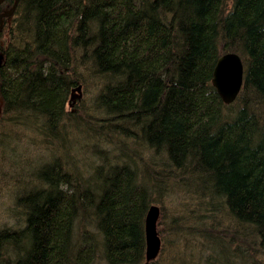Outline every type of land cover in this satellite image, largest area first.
Segmentation results:
<instances>
[{"label":"trees","instance_id":"1","mask_svg":"<svg viewBox=\"0 0 264 264\" xmlns=\"http://www.w3.org/2000/svg\"><path fill=\"white\" fill-rule=\"evenodd\" d=\"M16 3L0 31L16 169L0 264H264V0ZM229 52L243 74L224 104L210 79ZM88 76L93 100L75 102ZM151 203L161 247L145 262Z\"/></svg>","mask_w":264,"mask_h":264},{"label":"water","instance_id":"2","mask_svg":"<svg viewBox=\"0 0 264 264\" xmlns=\"http://www.w3.org/2000/svg\"><path fill=\"white\" fill-rule=\"evenodd\" d=\"M1 1V0H0ZM17 0L13 1V5L7 12L0 14V18L7 16L14 10ZM0 23V29H1ZM1 57V54H0ZM212 76L210 83L218 94L220 100L224 104H230L237 96L241 87L242 80V62L239 60L237 54L233 52L224 53L216 59V63L212 69ZM145 214L144 229H145V262L155 258L161 247V239L159 237L157 224L159 221L160 207L151 203L148 206Z\"/></svg>","mask_w":264,"mask_h":264},{"label":"rangeland","instance_id":"3","mask_svg":"<svg viewBox=\"0 0 264 264\" xmlns=\"http://www.w3.org/2000/svg\"><path fill=\"white\" fill-rule=\"evenodd\" d=\"M88 81H86L85 83H83L79 88L77 87H73V90L71 91V98L72 100H74L75 102L78 101L79 99H84L86 104L89 105L91 103V101L93 100L92 99V95L93 93L95 92V80L94 78H92L91 80V77L88 76L86 78ZM1 99H0V109H1ZM67 109L70 107V104L67 103ZM14 144H18L20 146V150L23 148V143L20 141V142H14ZM34 148V147H33ZM38 148V147H37ZM40 153H44V155L46 154V152H43V149L40 148ZM34 152H37V151H34ZM86 152V151H85ZM7 155L9 154L8 151L6 153ZM2 153H1V150H0V169H3L2 171H6V172H10L11 173H15L16 172V169H12L10 168V163H9V158L7 160L6 156L2 157ZM84 157H89L88 155H83ZM3 159H6V161H3ZM4 172H1L0 173V226L1 225H14V218L13 216H11V213L7 211V209L11 210L12 207H14V202H13V197H14V180H7V181H4L3 180V176L2 174L5 173ZM12 179V177L10 178ZM177 200V199H176ZM175 200V201H176ZM169 203V202H168ZM159 207L160 205L157 204ZM161 211V210H160ZM160 216V215H159ZM160 219L159 218V221H158V224H157V228H158V225L160 223ZM159 229V228H158ZM159 233V232H158ZM160 237V236H159ZM157 257V256H156ZM96 264H105L104 261L102 259H100Z\"/></svg>","mask_w":264,"mask_h":264},{"label":"flooded vegetation","instance_id":"4","mask_svg":"<svg viewBox=\"0 0 264 264\" xmlns=\"http://www.w3.org/2000/svg\"><path fill=\"white\" fill-rule=\"evenodd\" d=\"M13 1L14 0H1L0 1V3H2V2H6L7 4H9L8 5V8H6V9H0V14L1 13H3V12H7L10 8H11V6L13 5L12 3H13ZM17 5V4H16ZM16 7V6H15ZM11 14V13H10ZM10 14H8L7 16H3V17H1L0 18V23H1V29H0V31L4 28V25H5V22L8 20V17L10 16ZM0 54H1V57H0V64H1V62H2V56H3V54L0 52Z\"/></svg>","mask_w":264,"mask_h":264}]
</instances>
